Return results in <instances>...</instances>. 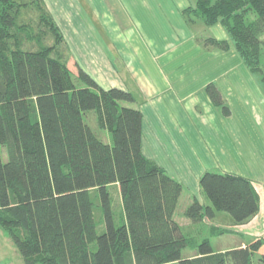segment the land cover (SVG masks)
I'll list each match as a JSON object with an SVG mask.
<instances>
[{
    "label": "trees",
    "instance_id": "16d2710c",
    "mask_svg": "<svg viewBox=\"0 0 264 264\" xmlns=\"http://www.w3.org/2000/svg\"><path fill=\"white\" fill-rule=\"evenodd\" d=\"M183 17L220 24L229 39L209 37L204 46L227 51L232 43L250 71H258L264 0H197ZM48 34L52 43L45 44ZM62 44L44 0H0V227L25 263L254 264L264 237L216 252L210 238L200 241L178 223L183 184L144 155L143 114L128 106L134 95L103 89L82 68L75 75L60 53ZM206 92L228 115L217 85ZM90 111L110 141L86 123ZM112 185L119 186L124 209L119 225ZM200 188L208 202L189 205L186 217L193 224L226 213L243 225L261 209L257 189L243 176L208 171ZM94 192L101 199L102 234ZM259 261L264 264V253Z\"/></svg>",
    "mask_w": 264,
    "mask_h": 264
},
{
    "label": "crops",
    "instance_id": "0c3cea01",
    "mask_svg": "<svg viewBox=\"0 0 264 264\" xmlns=\"http://www.w3.org/2000/svg\"><path fill=\"white\" fill-rule=\"evenodd\" d=\"M196 1L44 4L64 36L74 68H82L103 89L134 95L136 102L128 106L143 114V153L184 185L179 205L182 197L187 206L194 197L207 204L200 179L208 171L252 181L261 209L246 224L231 227L235 241L223 249L213 247L219 252L246 247L264 235V125L254 111L262 106L264 87L232 46L221 51L203 45L206 38L228 36L220 24L206 28L199 19L185 20L184 10ZM212 83L231 107L228 115L208 96L206 87ZM220 218L230 228L231 220L222 213L199 225L212 228Z\"/></svg>",
    "mask_w": 264,
    "mask_h": 264
},
{
    "label": "rangeland",
    "instance_id": "374dc122",
    "mask_svg": "<svg viewBox=\"0 0 264 264\" xmlns=\"http://www.w3.org/2000/svg\"><path fill=\"white\" fill-rule=\"evenodd\" d=\"M29 14H30V16L32 15V13H29ZM29 14H26L24 16L30 17ZM33 16L35 19L36 15L34 14ZM251 17H252V19H254V16H251ZM22 22L24 23L26 21L22 20ZM36 23H37L36 19L33 20V28L34 29L36 28L35 27ZM203 25L206 26L205 24H203ZM206 28H208V26H206ZM205 31L207 32L209 30L206 29ZM48 36L45 37V41H46L45 44H47V39L49 42L52 43V39H51L50 34H48ZM205 37H207V35ZM261 39L264 42V33L262 34ZM26 45L28 48H30V47L33 48V47L37 46V45H34L33 43L29 44V42H26ZM203 45H204V41H203ZM231 46L235 49V47L232 43H230V48H231ZM59 47H60V53L63 55V58L66 59L69 68L71 69V71L75 75H77L78 71L73 66V58L72 59L70 58L71 53L69 51V48L66 46V44L65 45L62 44ZM211 48H215V47H211ZM215 49H217V48H215ZM235 51L237 52L236 49H235ZM244 64H245V62H244ZM245 66L247 67L246 64H245ZM248 70L251 73L250 75L255 76L257 78V80L262 83L261 85H263V87H264V80H263V77H264V45L261 49L260 63H259V68L257 69L258 71L252 72V71H250L249 68H248ZM247 75H249V74H247ZM138 97H139V95H137V99H138ZM261 103H262V106H260V109H257L254 111L257 112V118H258V120H260V123L263 126L264 125V115H262V113L264 114V110H263L264 101ZM125 104H127V103H125ZM228 109H229V113H230L231 107H228ZM248 114L250 115L251 111L248 110ZM84 119H85L86 123L96 132V134L98 135V137L100 139H102L104 141H110L111 140V137H110L108 131L100 129L98 127L97 116H96L95 112H93V111L87 112L84 115ZM251 119L255 120L254 118H251ZM183 187H184V185H183ZM110 193H111L112 200H113V210H114V215H115V221H116L117 225H119L120 222H122V220L124 219L123 218L124 217V211H123L124 209L122 206V198H121L119 186L118 185H112L110 187ZM185 198L186 197H184V199H183V197H182V203L180 205H178V208L175 212V219L178 221V223L181 226H183V228L188 233H190L193 236L198 237V239H200V241H202L204 238L210 237V239L212 240V245L216 249H223L222 247H226L228 245V243H232L233 241H235V239L231 238L230 233H229L231 230L235 231V229L231 228L232 226H234V224L231 221L229 223L230 228H228V229H226L228 222L224 219H221V218H220V220L216 221L217 223L212 228H209V227L205 228V227H202L200 225L192 227V225H190L188 223L189 218L186 217V211H187V208L189 206H187L188 203H187V200ZM194 199H198V198L194 197ZM93 201L95 203V216H96L97 225H98L97 230H98L99 234H102L106 228H105V223L103 220L101 199H100L99 195H96V192L93 193ZM203 204H206V203H203ZM222 214H225L227 216V218H229V220H231L230 216L228 214H226V213H222ZM220 231H222V233H220ZM223 232H225V233H223ZM263 237H264V235L260 238H263ZM221 245H222V247L220 248ZM188 252H189L188 250H184L183 253H184V255H186V254H188ZM262 253H264V248L262 249L261 253L256 254L254 256V259H253L254 264H261L259 261V256L262 255ZM0 264H26L24 258L21 256L20 252L17 250V248L15 247L13 242L11 241L9 235L1 227H0Z\"/></svg>",
    "mask_w": 264,
    "mask_h": 264
}]
</instances>
